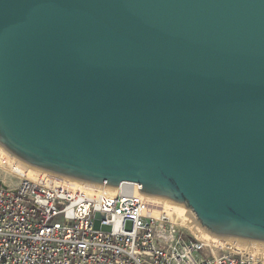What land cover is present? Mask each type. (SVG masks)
<instances>
[{"label": "water", "instance_id": "obj_1", "mask_svg": "<svg viewBox=\"0 0 264 264\" xmlns=\"http://www.w3.org/2000/svg\"><path fill=\"white\" fill-rule=\"evenodd\" d=\"M0 146L264 248V0H0Z\"/></svg>", "mask_w": 264, "mask_h": 264}, {"label": "built area", "instance_id": "obj_2", "mask_svg": "<svg viewBox=\"0 0 264 264\" xmlns=\"http://www.w3.org/2000/svg\"><path fill=\"white\" fill-rule=\"evenodd\" d=\"M155 210L146 198L90 194L54 176L0 184V264H264L260 247L197 239Z\"/></svg>", "mask_w": 264, "mask_h": 264}, {"label": "rangeland", "instance_id": "obj_3", "mask_svg": "<svg viewBox=\"0 0 264 264\" xmlns=\"http://www.w3.org/2000/svg\"><path fill=\"white\" fill-rule=\"evenodd\" d=\"M0 151L4 155H7V156L11 157L1 146H0ZM11 158L14 159L13 157H11ZM28 169L29 168L26 167V170H28ZM30 171H33V173H31V174H32V176H34L33 178H35V179H37L38 176H41V177L48 176V175L41 174V173L37 174L36 173L37 171L35 172L36 175H34V170L31 169ZM35 176H37V177H35ZM27 179L34 180L32 178H27ZM20 180H21V177H19L18 175L14 174L10 169L7 168L6 165L4 166L3 164L2 165L0 164V184L9 185V186H16L19 183ZM161 202H165V201H161ZM161 202H160V206L155 207L156 210H159V211L162 210L163 211V208H161V207L165 208L166 206L168 207V205H170V206L174 205V204H171V203H168V202H166L165 204L164 203L161 204ZM174 206H177V205H174ZM179 207L182 209V217L178 216L175 211H171L172 212L171 215L173 217L176 216L175 218L178 219L179 221L183 220L182 221L183 223H181V224H182V226L185 227V230H186L187 233H189L188 230L191 231L194 234V236L197 239H200V240H202L206 236H211L210 234L198 229V227L195 224V221H194V218L192 216V213H191L190 209H187V208H184V207H181V206H179ZM129 227H130V225L128 224L127 228H129ZM95 228L96 229H101L102 231H108L109 230L108 227H101L100 228L98 223L95 224ZM262 249H264V248H262Z\"/></svg>", "mask_w": 264, "mask_h": 264}, {"label": "bare ground", "instance_id": "obj_4", "mask_svg": "<svg viewBox=\"0 0 264 264\" xmlns=\"http://www.w3.org/2000/svg\"><path fill=\"white\" fill-rule=\"evenodd\" d=\"M0 164L1 165L3 164L4 166L6 165L8 169H10L14 174L18 175L21 178H32V179L35 180V178H33L34 176H32V174H31V173H33V171H30L31 169H28L29 171L26 170V166H24L23 164H21L20 162H18L16 160L12 159L9 156L4 155L1 151H0ZM35 172L36 171H34V175H36ZM36 173L38 174L39 172H36ZM35 177H37V176H35ZM60 180H63L71 188H81V189L85 190L86 192H88L90 194L95 193V191H99V190L104 189L103 186H102V189H97V188H91V187L81 186V185L75 184V183H73L71 181H68L66 179H60ZM146 201L152 207L160 206V202H161L159 200H153V199H147V198H146ZM163 203L165 204L166 202H161V204H163ZM161 208H163V211L162 210L161 211L155 210V214L165 213V214L171 215V213H172L171 211H175L178 216H181L182 217V209L179 206H174V205L173 206H170V205H168V207L166 206L165 208L164 207H161ZM203 239L204 240H215V239L216 240H219L217 242L223 241L222 239L216 238V237H214L212 235L211 236H206Z\"/></svg>", "mask_w": 264, "mask_h": 264}]
</instances>
